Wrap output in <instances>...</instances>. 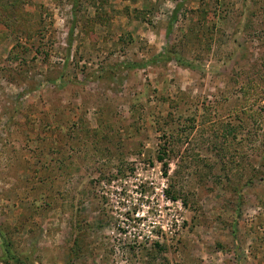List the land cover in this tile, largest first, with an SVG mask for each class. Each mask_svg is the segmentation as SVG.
<instances>
[{
    "label": "rangeland",
    "instance_id": "374dc122",
    "mask_svg": "<svg viewBox=\"0 0 264 264\" xmlns=\"http://www.w3.org/2000/svg\"><path fill=\"white\" fill-rule=\"evenodd\" d=\"M0 264H264V0H0Z\"/></svg>",
    "mask_w": 264,
    "mask_h": 264
},
{
    "label": "trees",
    "instance_id": "16d2710c",
    "mask_svg": "<svg viewBox=\"0 0 264 264\" xmlns=\"http://www.w3.org/2000/svg\"><path fill=\"white\" fill-rule=\"evenodd\" d=\"M172 199H175V196H171Z\"/></svg>",
    "mask_w": 264,
    "mask_h": 264
}]
</instances>
